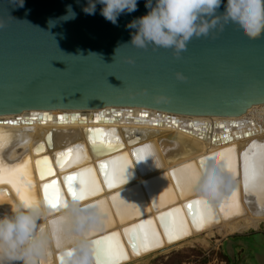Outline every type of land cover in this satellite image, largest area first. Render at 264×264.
I'll return each mask as SVG.
<instances>
[{
  "label": "bare ground",
  "instance_id": "6f19581e",
  "mask_svg": "<svg viewBox=\"0 0 264 264\" xmlns=\"http://www.w3.org/2000/svg\"><path fill=\"white\" fill-rule=\"evenodd\" d=\"M261 225L264 103L0 117V264H128Z\"/></svg>",
  "mask_w": 264,
  "mask_h": 264
},
{
  "label": "water",
  "instance_id": "95a60500",
  "mask_svg": "<svg viewBox=\"0 0 264 264\" xmlns=\"http://www.w3.org/2000/svg\"><path fill=\"white\" fill-rule=\"evenodd\" d=\"M260 103L264 0H0V117L121 106L225 121Z\"/></svg>",
  "mask_w": 264,
  "mask_h": 264
},
{
  "label": "rangeland",
  "instance_id": "374dc122",
  "mask_svg": "<svg viewBox=\"0 0 264 264\" xmlns=\"http://www.w3.org/2000/svg\"><path fill=\"white\" fill-rule=\"evenodd\" d=\"M190 240L181 248L128 264H264V225L241 234L216 236L206 244L200 238Z\"/></svg>",
  "mask_w": 264,
  "mask_h": 264
}]
</instances>
